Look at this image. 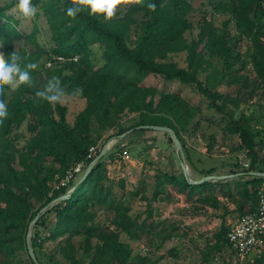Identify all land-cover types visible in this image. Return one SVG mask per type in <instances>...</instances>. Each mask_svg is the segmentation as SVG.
Listing matches in <instances>:
<instances>
[{
  "label": "trees",
  "instance_id": "1",
  "mask_svg": "<svg viewBox=\"0 0 264 264\" xmlns=\"http://www.w3.org/2000/svg\"><path fill=\"white\" fill-rule=\"evenodd\" d=\"M227 1L225 5H230L236 31L241 40L249 43L246 56L240 52L235 54L226 36L213 34V25L206 18L200 35L208 42H203L204 38L199 40V33L189 42L186 35L195 28L191 0H166L163 8L160 5L165 0H143L141 5L129 6L124 15L118 10L117 16L108 22H104L103 17L90 16L88 11H82L75 18L69 17L67 8L71 0H31L51 33L50 46H41L35 29L29 36L35 46L33 53L24 46L16 48V43L24 38L18 29L20 21L9 14L17 1L0 6V51L6 59L16 51L22 69L29 63H37L39 67L44 55L47 61L65 59L48 69L44 79L38 67L30 70L31 84L11 91L9 98L5 92L0 96L8 111L0 124V264H36L27 248L29 224L45 206L77 186L73 181L67 187L55 188L68 171L81 162L86 163L87 169L100 154L105 145L97 148L92 159L88 158L90 149L98 146L92 134L94 123L102 131L119 130L117 136H110L108 141L139 126H167L177 134L185 162L189 161L183 134L200 109L192 106L180 92H160L145 86L151 76L160 77L166 83L179 82L194 87L198 94L209 98L218 113L226 115V128L239 138V148L246 150L250 158L249 168L235 174L247 176L241 181L193 184L190 181L198 180L186 177L183 169L179 174L160 172L153 200L160 201V195H164L162 201L175 196L194 208L218 211L225 209L222 199H226L237 205L243 213L241 216L257 208L264 178L248 173L256 171L258 162L264 164V158L258 154V148H264V0ZM148 3H155L156 10H149ZM225 5L220 3L218 7ZM139 14L143 16L140 23L136 18ZM132 27H135L134 38ZM97 45L103 49L100 66L92 60V47ZM183 51L188 53L186 68L169 60L172 53ZM214 59L225 62L218 83L223 84L227 76L230 77L227 85L232 91L224 96L216 91L218 84L212 82L215 72L207 76L206 84L199 79V74L207 71ZM237 65L239 68L233 69ZM53 77L59 78L65 96L78 95L86 102L73 123L68 121L69 109L65 104L53 106L36 96ZM249 103L259 109L255 108L250 116H236L241 107ZM127 115L138 117L134 126H123ZM25 123L30 137L19 146L13 135ZM104 158L96 163L69 198L53 206L33 227L30 238L39 264L42 262L38 260V249L47 242L53 243V249L67 264H131L130 248L120 241L121 235L131 240L157 238L159 249L174 237L167 228L159 230L160 224L153 220L152 210L144 219L131 215L126 196L116 192L110 182ZM214 172L204 170L201 176ZM119 186L123 190L124 181L119 182ZM165 186L169 189H160ZM99 210L113 213L109 224L101 222ZM40 227L43 232L48 231L46 236L39 234ZM176 229L175 238H179ZM230 229L223 225L215 234V242L209 246L210 253L203 255L204 262L209 261L208 255L212 252L230 249L227 239ZM22 252L27 260L19 258ZM169 255L179 258L175 248L169 250ZM163 259L144 257L136 264H168ZM252 264H264V249Z\"/></svg>",
  "mask_w": 264,
  "mask_h": 264
},
{
  "label": "rangeland",
  "instance_id": "2",
  "mask_svg": "<svg viewBox=\"0 0 264 264\" xmlns=\"http://www.w3.org/2000/svg\"><path fill=\"white\" fill-rule=\"evenodd\" d=\"M12 0H0V6L11 3ZM17 1V0H16ZM193 2L194 11L192 13V21L195 28L193 32H189L186 38L191 42L198 37L203 42H208L205 36H201V27L204 18L213 25V34L216 36H226L228 46L233 47V51L240 52L246 56L249 43L246 40H241L240 34L236 31V21L233 17L231 8L225 5L227 0H191ZM223 3L224 7H218ZM14 8V7H13ZM12 8V9H13ZM9 11L17 20L20 21L18 29L23 34L24 38L17 42L16 48L26 47L29 53L35 51V46L32 43V38L29 37L33 32H36V39L42 45L50 46L51 33L42 14H36L30 19H22L17 14ZM126 10H119L118 13L124 15ZM117 13V12H116ZM120 15V16H121ZM117 16V15H115ZM140 23L143 20L142 14L136 16ZM135 27L131 29V36L134 38ZM92 60L95 65L100 66L103 62V49L98 45L92 47ZM47 57L42 58L39 69L41 70V78L44 79L45 74L49 71L45 65ZM188 53L187 51L172 53L169 57L170 61L176 62L180 67L186 68ZM225 62L222 60H212V66L199 74V79L206 84L207 76L211 72H215L212 79L213 84L218 85L217 92L226 95L231 93L232 87L227 85L230 79H227L223 84L220 81L221 73L223 72ZM249 69L250 65L247 66ZM239 68V65L233 69ZM145 86L157 88L160 92H180L182 96L194 107L200 109L199 114L194 119L190 128L183 134L185 147L189 155V161L185 162L188 178L199 180L202 177L201 173L205 170H215L212 175H234L232 178L236 181L246 180L247 176L236 175L241 174L244 169L250 166V158H247L246 150H241L240 140L236 135L231 134L226 128V115L218 113L212 105L209 98L203 97L197 93L194 87L185 86L179 82L166 83L160 77H149ZM6 96H11V91L6 87L4 89ZM68 109V121L73 123L75 116L84 109L86 102L79 98L64 97V102ZM258 106L254 103L245 104L237 112L236 116H250ZM138 117L127 115L122 121L123 126L131 127L137 123ZM259 129V128H257ZM118 129L99 130L96 124L93 125L92 134L97 141V148L105 145L108 148L107 154L104 156L107 162V171L110 182L116 192L126 196V203L131 208L133 217L140 216L144 219L148 211H153V220L160 224L159 230L167 228L171 231L173 238L168 239L164 247L157 248L159 239L155 238L152 241L131 240L126 235L120 236V241L129 246L131 255L129 262L136 264L141 258L149 257L151 259L164 257L163 262L168 264H252L258 255L252 254L244 261H238L236 254L229 248H225L220 252H212L209 256V261L204 262V253H210V245L215 242L214 236L217 234L223 225L227 228L238 221L243 214L235 203L229 200L222 199L225 206L224 210H212L210 208L197 209L189 204H186L182 198L172 197L170 200L162 201L164 195H160V201L153 200L154 193L157 190V181L160 172L171 173L176 171L181 173L182 167L177 158L176 150L169 134L155 131H144L132 129L126 135H121L107 140L110 136H117ZM258 131V130H256ZM30 137L27 132V123L14 132L13 139L19 146H22ZM264 144V134H263ZM104 146V147H105ZM260 158H264V148H258ZM113 156V158H111ZM256 171H264V164L257 163ZM85 171L79 174L74 180V184L83 177ZM161 179V178H159ZM231 180V179H229ZM124 181L125 188L119 186V182ZM161 187L160 189L165 190ZM169 189V188H168ZM139 192L138 195H135ZM144 197L147 198L144 200ZM99 219L105 224H109L113 219V213L107 210H99ZM53 220V219H52ZM179 234V240L175 239ZM42 237L46 236L48 231L43 232L40 227L38 229ZM32 233V232H31ZM52 242H47L44 247L38 249L39 261L42 264H67L65 258L59 255L56 249H53ZM175 248L179 252V258L175 259L169 255V250ZM20 259L27 260L24 252L20 253Z\"/></svg>",
  "mask_w": 264,
  "mask_h": 264
},
{
  "label": "clouds",
  "instance_id": "3",
  "mask_svg": "<svg viewBox=\"0 0 264 264\" xmlns=\"http://www.w3.org/2000/svg\"><path fill=\"white\" fill-rule=\"evenodd\" d=\"M141 4L143 0H71L67 15L75 18L82 11H88L90 16L103 17L104 22H108L114 18L118 10H126L129 6ZM165 6L166 0L160 7ZM156 7L155 3L147 4V8L151 11H155ZM12 12L22 19H30L36 14L37 8L32 6L31 0H17ZM8 57L6 59L4 52L0 51V96L4 94L6 87L10 91H16L23 84H31L30 70L38 67L37 63H29L22 69L19 63L20 57L16 51ZM36 96L54 106L64 102L65 92L60 86L59 78L53 77L43 89L36 92ZM7 115V105L3 99H0V124Z\"/></svg>",
  "mask_w": 264,
  "mask_h": 264
},
{
  "label": "built area",
  "instance_id": "4",
  "mask_svg": "<svg viewBox=\"0 0 264 264\" xmlns=\"http://www.w3.org/2000/svg\"><path fill=\"white\" fill-rule=\"evenodd\" d=\"M55 61H47L46 67L52 68L54 65L64 62L62 57L55 58ZM97 147H92L88 158L92 159ZM86 163H78L73 169L67 172L66 177L56 184L55 188L69 186L77 176L86 169ZM72 190L70 191V193ZM257 208L249 214L241 216L236 223L231 226L227 239L230 249L236 254L238 261H244L252 254L259 255L264 249V184L259 190Z\"/></svg>",
  "mask_w": 264,
  "mask_h": 264
},
{
  "label": "water",
  "instance_id": "5",
  "mask_svg": "<svg viewBox=\"0 0 264 264\" xmlns=\"http://www.w3.org/2000/svg\"><path fill=\"white\" fill-rule=\"evenodd\" d=\"M136 130H146V131H155V132H163L166 134H169L172 138L175 150H176V154L180 159V164L181 167L183 169V172L185 174L186 177H188V173H187V168H186V164H185V153L183 150V146L182 143L180 141V139L178 138L177 134L175 133V131L172 128H169L167 126H158V125H145V126H139L136 128ZM130 132V131H129ZM127 132V133H129ZM126 135V134H124ZM108 148L105 146L103 147V149L101 150L100 154L89 164V166L87 167L83 177L81 178V180L78 182L77 186L74 188L76 189L78 186H80L89 176V174L91 173V171L93 170L94 166L96 165V163H98L99 161H101L104 156L107 154ZM249 176L252 177H258V178H264V171H251L248 173ZM234 177V175H222V176H218V175H209V176H205L203 178H201L198 181H190L193 184H202L205 182H211V181H224V180H229L232 179ZM74 189L72 190L71 193H73ZM71 193L64 195L62 197H59L55 200H53L50 204H48L47 206H45L36 216L35 218L30 222L29 224V235L27 238V248H28V252L29 255L31 257V259L36 263L39 264L37 261V257L34 251V248L32 246L31 243V232L33 227L39 222V220L56 204H58L61 201L66 200L67 198H69L71 196Z\"/></svg>",
  "mask_w": 264,
  "mask_h": 264
},
{
  "label": "crops",
  "instance_id": "6",
  "mask_svg": "<svg viewBox=\"0 0 264 264\" xmlns=\"http://www.w3.org/2000/svg\"><path fill=\"white\" fill-rule=\"evenodd\" d=\"M107 152H108V151H107ZM175 239L179 240L180 238H175Z\"/></svg>",
  "mask_w": 264,
  "mask_h": 264
}]
</instances>
